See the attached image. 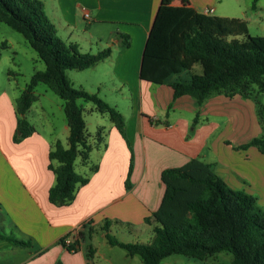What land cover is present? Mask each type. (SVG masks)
Here are the masks:
<instances>
[{
  "label": "trees",
  "instance_id": "trees-1",
  "mask_svg": "<svg viewBox=\"0 0 264 264\" xmlns=\"http://www.w3.org/2000/svg\"><path fill=\"white\" fill-rule=\"evenodd\" d=\"M257 1L253 0L252 10L256 9ZM0 23L21 34L44 64V69L30 77L15 100L13 143L36 132L25 114L37 101L34 88L38 83L63 101L67 145L64 147L56 141L50 146L47 168L54 175V184L48 191V201L56 207L67 206L74 200L77 189L89 181V175L82 176L75 171V161L87 166L93 150L106 148L102 129L93 137L87 134L83 110L77 100L90 102L97 113L106 114L120 136L127 140L122 114L96 94L73 88L66 76L69 70L83 71L96 66L111 55V49L95 54L81 53L76 44L63 41L40 0H0ZM115 37L121 48L129 46L127 35L118 32ZM139 79L169 87L173 100L189 96L198 106L216 95L251 99L257 122L264 131V103L258 99L264 95V36H251L242 19L161 5L144 44ZM250 147L264 156V134L233 149ZM130 154L126 191L132 187V150ZM211 166L191 159L181 167L163 170L162 198L156 211L143 220L151 227L152 240L146 244L118 242L108 234L114 222L105 220L99 229L105 233L107 243L124 249L128 257L138 256L142 264H160L172 255L203 261L221 252L231 254L232 264H264V212L257 199L243 190L230 188ZM97 169L98 165H92L89 173ZM94 231L88 230L89 238ZM70 235L66 234L58 242L67 252L74 253L79 239L66 245ZM0 240L30 247L28 242L10 235L0 234ZM92 254L93 249L89 247L88 256Z\"/></svg>",
  "mask_w": 264,
  "mask_h": 264
},
{
  "label": "crops",
  "instance_id": "crops-1",
  "mask_svg": "<svg viewBox=\"0 0 264 264\" xmlns=\"http://www.w3.org/2000/svg\"><path fill=\"white\" fill-rule=\"evenodd\" d=\"M51 1V14L47 15L44 3L45 13L57 34L59 29L66 33V43L75 42L72 33L77 26L76 16L79 11L84 19V10L88 13L87 22L109 28V39H115L118 32L129 38L127 48H121L117 39L113 41L111 45L116 51L111 50L107 59L92 68L100 64L110 67L109 79L131 92L134 108L124 120L133 155L132 187L125 190L129 147L112 125L103 140L106 148L93 150L95 157L89 165L79 164L82 168L78 174L89 175L88 183L77 189L69 205H51L48 191L54 184V175L47 166L49 149L55 141L35 129L31 136L13 143L15 100L21 90L10 85L0 92V213L8 219L10 230L18 234L16 239L28 242L30 247L0 240V249L11 255L20 252L19 260L9 259L0 264H94L96 251L92 248L93 254L88 256L91 246L84 242L85 233L90 228H99L105 220L114 222L112 225L151 228L143 220L156 211L162 198L161 172L181 167L191 159L211 164L214 173L232 189L250 188L254 165L247 157L254 155L263 161V155L254 147L238 151L233 148L260 133L251 100L238 95L232 98L216 95L198 106L189 96L173 100L169 87H151L153 84L139 79L144 44L161 5L189 7L202 14L205 9H212L209 15L215 16L220 0ZM220 15L226 14L216 16ZM241 19L247 21V18ZM92 39H102V36L89 40ZM241 117L245 119L243 124ZM221 118L227 119L223 127L217 124ZM236 127L240 128V135L232 136L231 131ZM92 165H98V169L90 174ZM259 178L263 184L264 174ZM68 233L71 241L79 239L74 253L67 252L58 242ZM17 247L24 251H17Z\"/></svg>",
  "mask_w": 264,
  "mask_h": 264
},
{
  "label": "rangeland",
  "instance_id": "rangeland-1",
  "mask_svg": "<svg viewBox=\"0 0 264 264\" xmlns=\"http://www.w3.org/2000/svg\"><path fill=\"white\" fill-rule=\"evenodd\" d=\"M46 5L47 15L51 14V0H40ZM218 10L214 13L220 15L218 17L226 18H247L246 23L249 34L251 36H264V0H258L256 9L252 10L251 5L253 0H220ZM222 9L223 11H219ZM221 12V13H220ZM82 18L80 12L76 16L77 26L73 30L72 39L75 41L81 53L95 54L106 48L116 51L112 47L115 39H109V28L98 24L93 26L91 22H87ZM58 36L66 41V36L61 29L58 30ZM102 36V39H91V37ZM118 40V39H117ZM102 45V48H101ZM0 92L10 85L17 86L21 91L24 90L29 83L30 77L36 72L44 69L43 62L38 58L37 54L30 48L25 38L12 30L7 25L0 23ZM100 64L96 68H89L83 71L69 70L66 76L71 82L73 88L83 89L90 94H96L100 99L107 103L110 107L115 108L125 118H128L133 111L134 104L132 103L131 92L127 87H121L115 81L109 79V68H105ZM108 70V71H107ZM11 72L13 75H9ZM157 86V85H156ZM154 87V85H151ZM34 94L37 101L33 103L31 108L26 112L25 118L34 126V128L47 139L59 141L64 147L67 145L68 129L66 126L65 116L63 112V101L51 92L47 86L38 83L34 88ZM264 103V95L259 96ZM251 100V99H249ZM253 103L254 101L251 100ZM77 105L83 110V118L85 129L88 135L93 137L98 129L103 130V136H107V128L112 126L109 117L101 115L94 110V105L90 102L77 100ZM162 119V117H160ZM217 122L218 126H224L227 119L221 118ZM249 122V115L247 116ZM245 119L241 117V124ZM242 126V125H241ZM260 129L257 136L264 134ZM240 128L236 127L231 131V135L237 136ZM126 142L129 144L128 140ZM129 147V146H128ZM130 148V147H129ZM238 151V150H237ZM131 153V149H129ZM95 157L94 152L91 153L90 160ZM248 160L254 165L253 182H250V188L246 189V193L253 195L257 199V204L264 212V180L261 184L259 178L264 174V156L263 161H258L254 155H248ZM75 171L79 173L81 166L78 160L74 164ZM131 182V181H130ZM0 234L10 235L17 238L18 234L10 230V223L4 214L0 213ZM104 232L99 228L95 229L90 239L88 233H85L84 242L87 246H91L96 251L93 259L94 264H142L138 256L128 257L124 249L118 246H111L107 243ZM109 236L125 244H146L152 240L151 228L146 226L134 227L132 225H112L108 232ZM6 247V246H5ZM9 247V246H8ZM17 251H24L21 248ZM0 262H5L9 259L14 261L19 260V253L11 255L8 251L0 249ZM22 256V255H21ZM60 264V263H59ZM160 264H232V256L229 253L221 252L213 256L207 257L200 261L193 258H188L180 255H172L161 261Z\"/></svg>",
  "mask_w": 264,
  "mask_h": 264
},
{
  "label": "built area",
  "instance_id": "built-area-1",
  "mask_svg": "<svg viewBox=\"0 0 264 264\" xmlns=\"http://www.w3.org/2000/svg\"><path fill=\"white\" fill-rule=\"evenodd\" d=\"M203 13L206 14V15H209V14L212 13V9H205V10L203 11ZM84 19H88V13H87L85 10H84ZM70 243H71L70 238H69V237L66 238V240H65V244L68 245V244H70Z\"/></svg>",
  "mask_w": 264,
  "mask_h": 264
}]
</instances>
